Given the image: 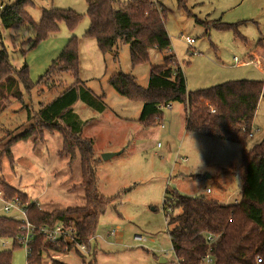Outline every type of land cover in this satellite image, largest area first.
<instances>
[{
	"label": "rangeland",
	"instance_id": "374dc122",
	"mask_svg": "<svg viewBox=\"0 0 264 264\" xmlns=\"http://www.w3.org/2000/svg\"><path fill=\"white\" fill-rule=\"evenodd\" d=\"M17 1L0 0V11ZM115 1L125 4L130 0ZM154 1L167 10L165 27L171 46L165 52L151 49L150 62L137 67L131 65L128 44L119 43L116 54H102L96 41L85 37L90 27L85 0H28L26 10L35 23L40 21L44 10H71L82 15L73 32L65 23H60L58 34L30 50L33 38L30 27L5 28L0 20V49L4 47L8 51L10 63L16 69L28 65L33 83L45 74L69 40L75 37L80 80L97 96L105 95L107 109L103 113L82 102L76 103L73 109L82 121H87L83 137H90L94 142L98 158L94 167L100 193L105 197L120 195L99 218L92 242V247H98L96 264H177L163 210L166 191L229 205L240 197L242 189L243 170L241 167L233 170L240 165L242 147L239 144L187 133L184 129L186 114L183 106L177 103L171 109L163 108L154 126L144 127L137 122L142 104L118 94L108 80L115 74L131 75L146 89L151 68L161 66L165 57L175 55L183 68L189 91L234 80L264 81V71L255 64L261 59L235 66V58L237 62L249 61L248 55L260 40L263 46L257 49L264 54V0H186V9L179 8L177 0ZM212 22L229 25L244 22L238 31L247 43L232 30L210 28ZM185 37L195 40L194 48L186 45ZM193 50L197 53L193 54ZM262 62L264 67V58ZM75 81L71 72L56 71L29 93L15 85L11 94L3 83L0 108L6 101L10 104L0 113V152L11 137L32 126L28 112L33 116L41 105L50 103ZM15 95L20 101L14 100ZM252 128L248 148L264 138L263 101L258 105ZM61 149L62 136L57 132L44 131L42 137L37 135L17 143L12 148L13 158L4 156L0 160V180L26 194L30 202L48 213L81 206L83 193L74 188L81 182L79 159L69 165L68 156H58ZM121 151V155L112 159H102L103 154ZM207 188L212 194L206 193ZM3 206L0 201V215L20 220L19 212H5ZM110 231H116V236L110 237ZM138 235L146 241H136ZM11 248V239L0 240V252ZM60 254L48 252L42 264H54L57 261L52 258ZM83 256L84 259L70 254L65 264L89 261L87 255ZM161 258L167 262H160ZM12 264H27L25 247L14 250Z\"/></svg>",
	"mask_w": 264,
	"mask_h": 264
},
{
	"label": "trees",
	"instance_id": "16d2710c",
	"mask_svg": "<svg viewBox=\"0 0 264 264\" xmlns=\"http://www.w3.org/2000/svg\"><path fill=\"white\" fill-rule=\"evenodd\" d=\"M177 1L179 8L186 9V0ZM85 2L90 20L85 37L94 39L102 54H116L119 43L128 44L131 65L137 67L150 62L151 49L160 52L170 49L171 40L165 27L167 10L154 0H130L125 4H118L115 0ZM28 6V0L9 4L0 11V20L5 28L30 27L33 38L30 39L29 50L58 34L60 23H65L73 32L82 20V15L74 11L52 9L44 10L40 21L35 23L26 10ZM243 24L212 22L209 27L232 30L242 38L238 28ZM242 41L247 43L244 37ZM257 46H263L261 40ZM56 71L71 72L75 83L50 103L41 105L33 116L28 112L32 126L18 132L2 145L0 160L4 156L12 159V148L19 142L37 135L42 137L44 131L59 133L62 136V149L58 156H68L69 165L79 159L81 182L74 188L82 191L83 203L48 213L30 202L26 194L2 180L0 190L8 200L19 198L29 222L35 228L64 223L74 228L79 243L88 244L90 239L95 238L99 218L120 199V195L105 197L100 193L94 167L98 160L94 142L90 137H83L87 122L82 121L73 109L76 103L82 102L94 111L103 113L107 109L105 95L97 96L80 80L78 41L75 37L69 40L36 83L29 78L27 64L16 69L10 63L8 51L4 47L0 49V86L6 83L9 94L15 85H20L23 91L29 93ZM108 83L129 101L142 104L137 122L144 127L154 126L163 114L162 108L177 103L183 106L186 114V132L222 139L242 147L240 165L233 168L234 171L238 167L243 170L242 189L237 203L222 205L203 198L183 196L177 191H166L163 210L172 251L178 263L202 264L204 258L211 257L213 264H257V259L264 264V138L253 147H247L258 105L260 101L264 102V82L234 80L188 91L183 68L176 56L170 55L164 58L161 66L151 68L146 89L133 76L122 73L112 75ZM14 100L20 101V98L15 95ZM9 104L6 101L0 113ZM21 226L20 220L0 215V240H12V248L0 252V264H12L14 250L22 247L17 240L23 232ZM209 236L215 237L214 241L208 240ZM64 247L63 243H51L36 236L27 264H42L48 252L63 253ZM77 254L83 256L79 252ZM95 255V250L91 248L89 261L83 264H96Z\"/></svg>",
	"mask_w": 264,
	"mask_h": 264
},
{
	"label": "built area",
	"instance_id": "2783aa9c",
	"mask_svg": "<svg viewBox=\"0 0 264 264\" xmlns=\"http://www.w3.org/2000/svg\"><path fill=\"white\" fill-rule=\"evenodd\" d=\"M184 42L189 48H194L195 40L189 37L184 38ZM193 54H196V51H192ZM235 61H237L235 59ZM163 108H172V104H168L167 106ZM162 108V109H163ZM211 112H215V110H211ZM162 128H164V124L161 125ZM252 137V134L250 135ZM206 193H211V190L207 188ZM0 201L3 203V210L5 212L10 211H16L20 213V221L22 223L21 230L23 231L21 235L17 237V240L19 244L22 247H25L27 250V257L31 254V244L33 243L36 236H41L44 238V240L49 241L51 243H63L65 245L63 254H69L70 252L73 253H81L82 255L89 254V250L92 248V242L93 239H90L88 244L79 243L75 238V230L73 227L67 226L64 223H59L54 227H41V228H35L28 220L25 210L23 209L21 202L18 197H15L12 200L6 199L4 193L0 191ZM14 218V217H13ZM116 231H110L109 236L114 237L116 236ZM215 239V237H214ZM212 236L208 237V240L211 242L214 241ZM135 240L139 242L146 241V238L138 235L135 236ZM203 262L212 263L211 257H206L203 259ZM261 263V259H257V264Z\"/></svg>",
	"mask_w": 264,
	"mask_h": 264
},
{
	"label": "crops",
	"instance_id": "0c3cea01",
	"mask_svg": "<svg viewBox=\"0 0 264 264\" xmlns=\"http://www.w3.org/2000/svg\"><path fill=\"white\" fill-rule=\"evenodd\" d=\"M157 3V2H156ZM159 4V3H158ZM258 48V46H256L255 48H254V50L253 51H251V53L248 55V59H249V61L248 62H244V61H239V62H235L236 64H235V66H237V67H239V66H244V65H246V64H249V63H253V62H257V59L259 60V59H261L262 61H263V58H264V54H261L260 52H259V50L257 49ZM236 59V58H235ZM178 60V59H177ZM256 60V61H255ZM261 60H259V62L258 63H255L256 65H257V67L259 68V70L260 71H264V67H263V62L261 61ZM262 81V80H261ZM264 82V81H263ZM187 86V85H186ZM187 90H188V88H187ZM199 90V89H198ZM189 91V90H188ZM172 107H173V104H172ZM184 110V109H183ZM141 113V112H140ZM117 117H119L121 120H125V121H129L130 119H128V118H123V117H120V116H117ZM140 117V116H139ZM139 119V118H138ZM159 119H157V121H158ZM138 121V120H137ZM84 122H87V121H84ZM90 123V122H89ZM164 127H165V125H164ZM252 127H253V125H252ZM185 129V128H184ZM253 129V128H252ZM186 131V130H185ZM188 133V132H187ZM252 136H253V133H252ZM121 152H123V151H121ZM120 155H121V153H120ZM210 189V188H209ZM211 190V189H210ZM209 194H212V190H211V193H209ZM240 198V197H239ZM239 198H237L236 200H235V202L234 203H237L238 202V200H239ZM212 201H215V200H212ZM215 202H217V201H215ZM219 203V202H218ZM233 203V204H234ZM220 204V203H219ZM230 205V204H229ZM94 242V241H93ZM97 248L98 247H96V245H94L93 247H92V250H95V256H96V260H97ZM70 254H75V255H78L77 253H69V254H60V255H56L55 257H53L52 258V260L54 259V260H56L57 262H59V263H63V264H65V260L68 258L67 256H69ZM78 256H80V255H78ZM80 257H83V259H84V256H80ZM161 260H164L162 263H166L167 262V260L166 259H164V258H161L160 259V262H161ZM84 261H86V260H84ZM84 261H83V263H84ZM176 261H177V259H176ZM49 264H51V263H49ZM177 264H179L178 263V261H177Z\"/></svg>",
	"mask_w": 264,
	"mask_h": 264
},
{
	"label": "water",
	"instance_id": "95a60500",
	"mask_svg": "<svg viewBox=\"0 0 264 264\" xmlns=\"http://www.w3.org/2000/svg\"><path fill=\"white\" fill-rule=\"evenodd\" d=\"M121 152L118 153H106L102 155V159L103 160H109L112 159L113 157H115L116 155H119ZM164 260H161V262H163Z\"/></svg>",
	"mask_w": 264,
	"mask_h": 264
}]
</instances>
